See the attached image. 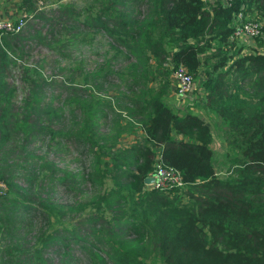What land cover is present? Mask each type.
Returning a JSON list of instances; mask_svg holds the SVG:
<instances>
[{
  "label": "trees",
  "instance_id": "obj_1",
  "mask_svg": "<svg viewBox=\"0 0 264 264\" xmlns=\"http://www.w3.org/2000/svg\"><path fill=\"white\" fill-rule=\"evenodd\" d=\"M98 1L88 14L62 6L59 16L45 18L32 0H20L32 18L53 24L67 20L74 37L88 26L105 34L112 55H101V63L89 69L86 64L84 72L78 67L80 79L72 73L58 82L30 78L29 70L46 64L44 57L32 68L16 64L25 54L16 43L30 35L23 30L0 36V181L6 188L0 193V264H78L72 254L78 241L87 264H264V0H233L228 7L205 0ZM143 5L147 14L138 20ZM241 5L261 23L253 37L260 49L246 54L229 40ZM121 53L140 66L152 62L161 72L168 62L170 70L182 67L194 78L203 72V108L217 118L233 152L227 177L214 173L209 125L188 111L178 115L163 102L166 81L124 103L125 115L142 117V138L124 147L100 122L110 109L80 94L78 123L70 121L73 129L65 136L84 148L89 164L83 173L55 175L48 152L63 134L61 114L40 101L43 86L74 90L81 82L89 91L86 87L105 83L108 62L123 60ZM20 66L26 90L15 99L7 78ZM252 74L243 87L239 82ZM98 154L107 159L101 161ZM157 154L164 165L180 171L183 190L164 193L144 185ZM57 185L77 189V200L69 205L53 201ZM53 212L86 213L67 228L53 225ZM53 248L58 253L51 256Z\"/></svg>",
  "mask_w": 264,
  "mask_h": 264
},
{
  "label": "rangeland",
  "instance_id": "obj_2",
  "mask_svg": "<svg viewBox=\"0 0 264 264\" xmlns=\"http://www.w3.org/2000/svg\"><path fill=\"white\" fill-rule=\"evenodd\" d=\"M209 4H214V0H207ZM36 6V10L43 12L45 18L50 16H59L58 9L62 6H70L75 10H80V14H88L97 9L99 6L98 0H32ZM138 20L147 14L145 6L139 7ZM67 15V13H65ZM0 16L8 17L10 19H17L23 17V27L20 31L28 38H23L18 41L17 45H22L24 56L19 59L18 63L22 64L25 68H32L40 58H45L46 64L40 69L36 68L35 71L29 70L28 76L30 78L39 77L43 79L51 80L52 82H58L60 80H67L70 77V73L74 74L73 78L80 79L79 71L84 72L83 67L87 65V68L92 67L93 64L101 63V55L104 58H108L112 55L113 50L108 48L109 41L105 38V34L102 31L91 30L88 27L77 29L75 36L72 31L68 30L67 20L62 19V22L53 24L54 20L47 21L42 19L32 18L31 15L26 13L22 7H20V0H0ZM58 18V17H55ZM65 18V16H64ZM133 19V16L129 18V21ZM247 19H251V14L247 12ZM234 24V22H232ZM110 25V24H109ZM52 27V30L50 28ZM95 29V28H94ZM19 31V32H20ZM33 38L31 39V37ZM259 37V36H258ZM257 37V38H258ZM236 47L243 48L242 54H246L251 51V48H258V39L247 38L242 34H239L232 39ZM232 41V42H233ZM260 49V48H258ZM11 55L10 52H8ZM62 54V55H61ZM125 56V57H124ZM119 57H123V60H117L115 63L109 61L110 74L106 77L105 83L87 88L89 91H83V87H80V82L76 85L74 90L59 89L57 84L43 86L41 93V102L50 103L52 107L58 109V113L61 114L60 128L63 130V134L57 139L58 145L48 152L49 159L56 164L57 171L55 175L57 177H63L66 173H83L89 164V156L84 148L80 144L74 143L72 140L65 136V133L71 126L70 121L78 123L79 113L75 111L77 109V101L82 100L83 97L80 94H85L90 100L89 102H95L102 104L110 109L108 115H104L100 122H103V127L108 130H112L113 134H117V145L124 147L132 144L133 141H138L142 138L140 133L141 116L128 117L124 109V103L129 100L133 95L139 94L144 89L145 92H155L166 81L168 84V94L162 97L163 102L167 107H170L178 115L188 111L190 115L197 117L202 122L209 125V131L211 134L210 149L212 153V166L214 173L218 178L227 177L232 168L234 167L233 152L229 145H226L223 138V132L219 129V122L213 113L206 112L203 108V104L206 103L204 98V92L202 90V81L205 76L203 72H199L195 78L192 76L193 87L190 93L181 96L179 95L174 86V72L170 70V63H164L168 70L160 71L159 68L154 67L152 62H148V65L140 66L135 63L132 58L127 57L126 53H121ZM103 59V58H102ZM57 61V63L55 62ZM52 65L61 66V71L52 68ZM104 64L100 65L102 68ZM80 67V69L78 68ZM165 68V67H163ZM86 69V68H85ZM21 66L14 67L11 70L7 81L9 84L15 87V99H19L24 95L26 86L21 80L22 72ZM101 72H103L101 70ZM261 73V72H260ZM264 77V72L260 74ZM246 78L239 83L246 87L247 83L252 80ZM152 78V80H149ZM131 84V86H130ZM57 86V87H56ZM78 89L83 93H78ZM73 92V95H71ZM134 93V94H133ZM202 95L199 98V94ZM73 98L74 101H71ZM102 115H100L101 117ZM102 127V126H101ZM102 127V128H103ZM76 128V126H75ZM105 129L103 133H107ZM150 146V144H149ZM155 148V147H154ZM101 150V149H100ZM104 151V150H102ZM100 160H106L107 156L98 154ZM77 181L78 178H77ZM107 178L104 179V185H108ZM5 188V187H4ZM6 189V188H5ZM77 189L74 191H67L60 185L55 186L53 189L52 199L58 204L69 205L73 201L77 200ZM89 209L86 211L88 212ZM85 212V213H86ZM62 213L53 212L51 216H54V221L50 217V221H53V225H61L70 228L73 226L80 217L85 213H80L77 216L65 213L63 217L59 216ZM63 226V227H64ZM82 231H86L82 229ZM32 232V231H31ZM26 238L28 234H26ZM82 242L78 241L77 244ZM76 244V245H77ZM72 251L74 257H77L78 264H87L86 260L81 259L80 251L77 246ZM58 253L57 249L52 250L51 256ZM159 264V263H156Z\"/></svg>",
  "mask_w": 264,
  "mask_h": 264
},
{
  "label": "built area",
  "instance_id": "obj_3",
  "mask_svg": "<svg viewBox=\"0 0 264 264\" xmlns=\"http://www.w3.org/2000/svg\"><path fill=\"white\" fill-rule=\"evenodd\" d=\"M208 2L207 0H205ZM233 0H214V4H220L223 7H228L232 4ZM244 5L240 6V10L235 13L231 22L232 33L229 36L230 39H234L235 36L242 34L244 37L252 38L256 36L260 30V21L254 19H247V14L244 13L241 9H243ZM23 17H19L17 19H10L8 17L0 16V36L5 34H15L18 33L23 27ZM174 72V88L176 92L184 96L191 92L193 80L192 76L187 72L185 68L179 67ZM202 95L199 94V98ZM202 99V98H200ZM152 178L149 186L152 189L162 191L164 193H170L174 191L183 190L186 186V182L183 181L182 175L178 169L169 167L164 165L160 159L159 155L154 157L152 171L150 174ZM3 182L0 181V193H3L4 188Z\"/></svg>",
  "mask_w": 264,
  "mask_h": 264
},
{
  "label": "water",
  "instance_id": "obj_4",
  "mask_svg": "<svg viewBox=\"0 0 264 264\" xmlns=\"http://www.w3.org/2000/svg\"><path fill=\"white\" fill-rule=\"evenodd\" d=\"M152 178L150 176H147L144 178L143 183L145 185H149L151 183Z\"/></svg>",
  "mask_w": 264,
  "mask_h": 264
},
{
  "label": "clouds",
  "instance_id": "obj_5",
  "mask_svg": "<svg viewBox=\"0 0 264 264\" xmlns=\"http://www.w3.org/2000/svg\"><path fill=\"white\" fill-rule=\"evenodd\" d=\"M154 160V159H153ZM148 176H150V175H148ZM145 185V184H144ZM145 186H149V185H145Z\"/></svg>",
  "mask_w": 264,
  "mask_h": 264
}]
</instances>
